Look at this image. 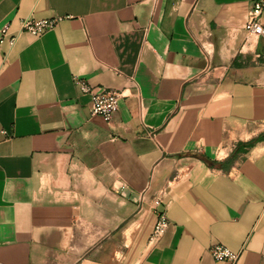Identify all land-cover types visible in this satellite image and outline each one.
Listing matches in <instances>:
<instances>
[{"label":"crops","instance_id":"obj_1","mask_svg":"<svg viewBox=\"0 0 264 264\" xmlns=\"http://www.w3.org/2000/svg\"><path fill=\"white\" fill-rule=\"evenodd\" d=\"M255 1L0 0V37L69 16L0 43V264H264ZM76 76L123 92L111 122Z\"/></svg>","mask_w":264,"mask_h":264},{"label":"built area","instance_id":"obj_2","mask_svg":"<svg viewBox=\"0 0 264 264\" xmlns=\"http://www.w3.org/2000/svg\"><path fill=\"white\" fill-rule=\"evenodd\" d=\"M264 10V0L254 2L252 8L248 12V18L244 25V29L248 33L261 35L264 38V26L261 24L260 18ZM69 16H53L43 19H35L33 17L21 20L19 29L14 34H9L8 26L1 28L0 43L9 36V45L13 48L21 33H27L32 36H40L43 33L56 28L64 19ZM74 81L81 94H88L91 98V114L103 117L107 122H111L115 113L118 111L119 103L124 97L123 92L111 89L96 90L83 78L75 77ZM168 219L165 214H159L156 226L153 232V238L163 235L168 227ZM210 254L216 261H227L235 264L239 259V254L231 251L222 244L211 246Z\"/></svg>","mask_w":264,"mask_h":264},{"label":"trees","instance_id":"obj_3","mask_svg":"<svg viewBox=\"0 0 264 264\" xmlns=\"http://www.w3.org/2000/svg\"><path fill=\"white\" fill-rule=\"evenodd\" d=\"M211 164H213V165H218V166L222 165V164H219V163H211Z\"/></svg>","mask_w":264,"mask_h":264}]
</instances>
